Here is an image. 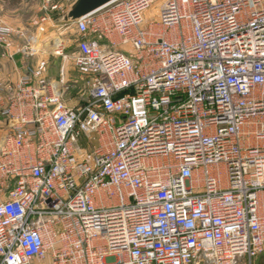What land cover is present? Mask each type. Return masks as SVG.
<instances>
[{
    "label": "built area",
    "instance_id": "obj_1",
    "mask_svg": "<svg viewBox=\"0 0 264 264\" xmlns=\"http://www.w3.org/2000/svg\"><path fill=\"white\" fill-rule=\"evenodd\" d=\"M43 10L36 35L0 16L3 58L39 52L61 8L44 0ZM65 24L79 35L84 105L66 106L63 73L48 80L45 60L0 82L11 124L0 264H254L264 254V0H114ZM65 48L60 35L55 55Z\"/></svg>",
    "mask_w": 264,
    "mask_h": 264
},
{
    "label": "rangeland",
    "instance_id": "obj_2",
    "mask_svg": "<svg viewBox=\"0 0 264 264\" xmlns=\"http://www.w3.org/2000/svg\"><path fill=\"white\" fill-rule=\"evenodd\" d=\"M44 0H0V16L14 27H23L22 29L29 33L37 34V29L41 17L47 12L43 10ZM53 4L60 6L61 10L57 13L49 12L55 18L63 20L62 16L67 14L76 0L67 2L66 0H52ZM160 4H155L145 15V25L155 23L158 20ZM57 28L49 30L42 36L43 42L39 48V52L30 57L35 63L43 60L46 62L51 60L52 66L55 69V75L58 76L59 69L66 67V70L76 74V67L74 64V56L77 53V41L79 39L78 32L75 26L65 24L63 21L57 23ZM66 25V26H65ZM65 40V57H58L55 55L54 41L59 38ZM27 58V57H26ZM71 74V73H70ZM72 74V75H73ZM61 75V73H60ZM72 86V85H71ZM89 99V89L85 88L82 83H79L74 89L71 87L65 94L64 103L71 106L74 103L83 104ZM7 132L5 118L0 115V146L3 144V138ZM8 134V132H7ZM254 264H264V254L259 256Z\"/></svg>",
    "mask_w": 264,
    "mask_h": 264
},
{
    "label": "crops",
    "instance_id": "obj_3",
    "mask_svg": "<svg viewBox=\"0 0 264 264\" xmlns=\"http://www.w3.org/2000/svg\"><path fill=\"white\" fill-rule=\"evenodd\" d=\"M8 24H10V23H8ZM16 28H18V27H16ZM19 28L22 29L23 27H19ZM19 48H20V43L16 42L12 46L11 52L13 54H16L18 52ZM47 62H48V66L45 69V75H46L48 80L59 81V79L61 77L60 73H63L64 82L69 87V89L71 87L74 89L76 86L79 85V83H82V85L85 88H87V86L85 85L84 78L78 73L77 70H76V74H73L72 72L66 70V67H65V68H63L62 72L59 69V72H58L59 74H58V76H56L55 75V69L52 66L51 60H49ZM36 67H37V63H35L34 60H32V58H29V57L28 58H26V57L22 58L21 55H17L15 57V61L11 62L8 59L3 58L2 51L0 50V82H12V83L16 82L21 77L23 72H24V74H28V73L32 72ZM86 102H84L83 104L74 103L71 106H68V105H66V106L71 107V108H76V107L84 105ZM5 124L7 126V132L9 133V131L11 130V124L6 119H5ZM7 132H6V135H7ZM44 264H49V263H44Z\"/></svg>",
    "mask_w": 264,
    "mask_h": 264
},
{
    "label": "water",
    "instance_id": "obj_4",
    "mask_svg": "<svg viewBox=\"0 0 264 264\" xmlns=\"http://www.w3.org/2000/svg\"><path fill=\"white\" fill-rule=\"evenodd\" d=\"M114 0H76L67 14L64 23H73L77 20L96 12Z\"/></svg>",
    "mask_w": 264,
    "mask_h": 264
},
{
    "label": "trees",
    "instance_id": "obj_5",
    "mask_svg": "<svg viewBox=\"0 0 264 264\" xmlns=\"http://www.w3.org/2000/svg\"><path fill=\"white\" fill-rule=\"evenodd\" d=\"M62 18H64V15L62 16ZM56 19V21L58 22V23H60V21L62 22L63 20H61V19H59V18H55Z\"/></svg>",
    "mask_w": 264,
    "mask_h": 264
}]
</instances>
